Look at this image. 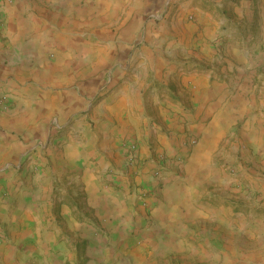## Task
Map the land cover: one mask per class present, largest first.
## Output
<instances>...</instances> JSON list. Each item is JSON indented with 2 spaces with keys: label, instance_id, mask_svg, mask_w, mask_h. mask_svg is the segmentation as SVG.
Returning <instances> with one entry per match:
<instances>
[{
  "label": "rangeland",
  "instance_id": "obj_1",
  "mask_svg": "<svg viewBox=\"0 0 264 264\" xmlns=\"http://www.w3.org/2000/svg\"><path fill=\"white\" fill-rule=\"evenodd\" d=\"M83 1L84 8L86 4L98 6L101 2ZM201 1L209 6L208 11L214 9L212 13L216 19L224 20L226 16L210 0H193L186 7L181 6L183 0H119L116 6H111L109 21L105 19L99 31H95L96 26L84 29V38L90 44L104 48L113 41L129 40V46L115 48L114 54L104 49V64L98 61L87 68L105 71L100 84L94 91L84 90L82 102L76 105L77 111L64 121L59 119L60 124L48 125L41 136L30 140L26 152L4 171H12L16 178L14 184L23 185L24 178H32L50 167V148L58 150L67 138L82 143L84 155L88 156L84 158V170H92L96 179L110 188L113 196L126 192L143 199L144 217L132 225L131 241H136L134 237L144 228L145 221L146 225L153 226V212L160 204V192L164 186L177 183L185 189L197 181L199 186L193 191L191 202L188 201L187 207L182 209L183 212H189V209L202 211V220L194 226L195 229L214 233L211 241L216 252L223 246L224 235H231L229 250L234 260L237 258L234 264H258L257 257L253 256L259 250L256 236L264 238V41L256 27L257 11L261 10L264 0H243V9L248 13L244 15L245 24L228 21L222 25L228 29L213 39L215 45L207 64L185 68L178 63L183 52L178 49L171 69L164 65L160 68L161 73L149 69L144 76V69L136 66L133 59V53L139 52L144 45L142 32L147 25L157 26L172 17L195 24L198 19L196 6L199 7ZM231 1L238 4L242 0ZM128 25L135 26L131 39L127 36ZM198 33L197 29L192 36ZM226 47L247 53V66L240 69L226 61ZM108 71L120 76L117 79L115 75L113 85L112 81L106 84ZM154 73L160 81L152 78ZM195 74L209 76L208 83L218 91L215 97L228 102V108L213 110L192 104L194 95L188 90L192 79L183 77ZM73 83L74 89L79 90L81 81L76 79ZM122 90L129 94L131 103L123 112L116 113L113 122L108 121L100 103L112 93L120 95ZM11 99L8 94H0V106L10 107ZM110 130L115 133L108 141V149L100 148L97 137L105 136L103 131L112 135ZM89 136L94 140L91 147L85 144ZM106 151H111V157ZM194 162H197L195 166ZM11 193L8 183L0 184L2 201H9ZM78 206L74 219L77 223H85L86 231L74 229L67 235L69 252L58 256L59 264H108L107 260H98L99 252L94 254L102 248L107 253L111 248L105 225L92 218L85 209L84 213L79 211ZM9 209L6 208L4 218L9 217ZM213 214H216L215 221H209L212 216L214 219ZM9 227L6 221L0 223V244H11ZM83 236L86 239L75 244ZM185 239L198 248H201L198 243L204 240L189 236ZM94 242L95 246L87 247ZM101 242L108 246L101 247ZM161 243L165 241L161 240ZM132 246L128 245L126 250H131ZM149 250L148 246L141 249V255L122 254L113 264H202L182 257L183 252L164 255L157 251L149 256ZM50 252L57 251L50 249ZM44 257L48 256L30 257V264H39V261L45 264ZM0 264L21 263L14 255V259L5 257Z\"/></svg>",
  "mask_w": 264,
  "mask_h": 264
},
{
  "label": "crops",
  "instance_id": "obj_2",
  "mask_svg": "<svg viewBox=\"0 0 264 264\" xmlns=\"http://www.w3.org/2000/svg\"><path fill=\"white\" fill-rule=\"evenodd\" d=\"M100 1L98 6L86 4L84 8L83 0H0V94L12 96L13 101L10 107L0 106V184L8 183L12 192L9 201L0 199V223L6 221L10 226L11 237V244H0V263L5 257L14 259L17 255L21 264H30V257L44 255L48 256L44 257L45 264H59L58 256L69 252L67 235L74 229L86 231V224L77 223L74 219V211L79 205V211L84 213L85 209L92 218L105 225L111 248L107 253L102 248L94 254L99 252L98 260H107L108 264H113L122 254L141 255V249L148 246L149 256L157 251L164 255L183 252L182 257L198 260L202 264H234L237 258L234 260L229 250L232 236L225 234L223 246L216 252L211 241L214 233L194 227L202 220V211L182 210L187 207L188 201L191 202L192 193L199 186L197 181L185 189L177 183L164 186L160 192V204L153 212V226L146 225L145 221L144 228L134 237L136 241H131L132 225L144 217L143 199L134 198L126 192L113 196L110 188L97 180L92 170H84V158L88 156L84 155L82 143L67 138L58 150L50 148V167L37 172L32 178H24L23 185H15L12 171H4L26 152L30 140L41 136L48 125L60 124L59 119L64 121L77 111L76 105L82 102L84 90L94 91L100 84L105 71H91L88 66L98 61L104 64L106 49L114 54L115 48L129 46V40L113 41L103 48L88 43L84 38V29L96 26L95 31H99L105 19L109 21L108 17L112 14L110 8L116 6L119 0ZM192 1L183 0L181 6L186 7ZM209 2L226 16L224 20L216 19L217 16L212 13L214 9L208 11L209 6L201 1L200 6H196L198 19L195 24L172 17L157 26H146L142 32L144 45L139 52L133 53L136 66L140 65L145 71L144 76L149 69L161 73L160 68L164 65L171 69L179 50L183 52L178 57V63L185 68L207 64L215 45L213 39L228 29L222 28V25L228 21L245 24L244 15L248 13L243 9V0L238 4H232L231 0ZM260 7L256 30L264 41V5ZM131 25L127 27L130 39L135 29ZM197 29V36H192ZM246 54L226 47L225 60L243 69L247 66ZM156 74L151 75L152 78L160 81ZM115 75L108 71L106 84L112 81L113 85L118 76ZM208 77L200 74L183 77L192 79L188 83V90H192L194 95L192 104L213 110L228 108V102L215 97L218 91L208 83ZM76 79L81 81L79 90L74 89ZM129 103V94L122 90L120 95L117 92L108 95L100 106H103L106 120L113 122L116 113L123 112ZM110 131L112 135L103 131L107 138L98 135L96 140L100 142V148L108 149V141L115 133ZM91 137L86 138L85 144L89 147L94 141ZM106 152L111 157V151ZM8 207L9 217L4 218ZM180 213L181 218L186 217L181 219ZM213 215L214 219L212 216L209 221H215L216 214ZM187 236L194 240L195 237L203 238V242L198 243L201 248L187 242ZM256 238L259 250L253 256L257 257L258 264H264V238L259 235ZM85 239L83 236L75 244ZM161 240L165 243L162 244ZM95 245L94 242L87 247ZM103 245L108 246L101 242L100 246ZM128 245H133L131 250H126ZM50 249L58 253L50 252ZM38 258L42 260V257Z\"/></svg>",
  "mask_w": 264,
  "mask_h": 264
},
{
  "label": "built area",
  "instance_id": "obj_3",
  "mask_svg": "<svg viewBox=\"0 0 264 264\" xmlns=\"http://www.w3.org/2000/svg\"><path fill=\"white\" fill-rule=\"evenodd\" d=\"M130 145V147H131V144H129Z\"/></svg>",
  "mask_w": 264,
  "mask_h": 264
}]
</instances>
